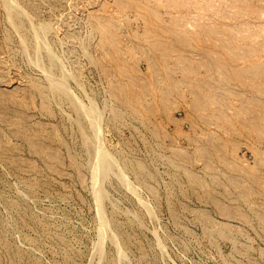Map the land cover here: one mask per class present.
<instances>
[{
    "label": "rangeland",
    "instance_id": "1",
    "mask_svg": "<svg viewBox=\"0 0 264 264\" xmlns=\"http://www.w3.org/2000/svg\"><path fill=\"white\" fill-rule=\"evenodd\" d=\"M0 264H264V0H0Z\"/></svg>",
    "mask_w": 264,
    "mask_h": 264
}]
</instances>
